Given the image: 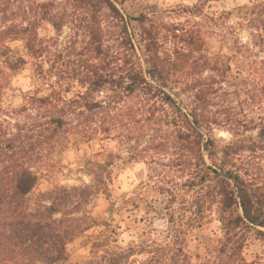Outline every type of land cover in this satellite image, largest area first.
Wrapping results in <instances>:
<instances>
[{"label":"trees","instance_id":"1","mask_svg":"<svg viewBox=\"0 0 264 264\" xmlns=\"http://www.w3.org/2000/svg\"><path fill=\"white\" fill-rule=\"evenodd\" d=\"M71 1L75 9L92 12L91 25L85 26L89 40L78 52L70 51V45L63 50L54 48L57 37L39 38L42 22L51 23L57 35L66 23L49 3H39L36 10L29 7L18 23L4 21L0 26V264H59L67 260V246L77 235L99 226L86 207L95 195H110L112 166L119 155L110 153L104 162L93 163V183L56 186L35 201L30 198L43 174L41 169L55 153L97 137L118 140L130 159L146 160L152 169L162 165L160 174L167 176L166 181L170 174L185 177L181 186L199 193L191 202L196 218L203 219L205 209L217 206L223 232L219 257L228 264H247L243 257L247 234L264 232L260 230L264 228V186L248 167L231 161L240 149L226 145L219 150L214 140L215 126L230 121L217 108L221 95L229 92L219 74L201 75L220 72V60L213 62L197 47L201 38L189 33L184 38L187 49L163 54L145 37L149 40L144 51L147 66L140 67L129 35L122 37L129 48L112 51L103 44L97 13L107 9L112 17L125 21L113 0ZM244 11L253 29V47L264 51V0L245 5ZM123 30L128 33L126 22ZM12 41L23 42L22 53L14 51ZM252 50L248 48L251 56ZM28 58L34 60L39 82L47 84L49 92L24 93L19 105L7 107L3 101L12 77ZM225 68L232 69L229 64ZM65 83L70 89L69 85L63 89ZM75 84L82 90L70 97L64 94ZM176 88L190 97L188 104L176 97ZM261 125L264 137L263 118ZM168 182L172 186L164 190L176 197L179 182ZM169 210L170 221L176 222L174 210ZM116 227L105 223L93 242L92 258L78 264H193L178 230L166 243L124 248L117 244ZM139 251L150 257L134 261Z\"/></svg>","mask_w":264,"mask_h":264},{"label":"rangeland","instance_id":"2","mask_svg":"<svg viewBox=\"0 0 264 264\" xmlns=\"http://www.w3.org/2000/svg\"><path fill=\"white\" fill-rule=\"evenodd\" d=\"M254 1L113 0L125 21L112 17L107 9L97 13L96 19L101 24L104 46L112 51L129 48L130 44L122 41V37L129 35L137 52L135 62L143 68L147 66L145 45L149 43L145 37H149L155 43L152 45H157L162 54L171 53L176 48L187 49L184 41L186 34L201 38L197 47L202 48V52L213 62L220 60L222 66L220 72L207 71L201 76L219 74V79L229 92L221 95L217 104L221 112L230 116V121L223 126H215L213 137L216 145L219 150L226 145L240 149L231 156V161L238 167H248L257 182L264 186V137L260 135L264 119V51L253 47V29L244 11L245 5ZM39 3H49L52 10L66 21L60 35H57L51 23L42 22L38 29L41 41L57 37L54 48L63 50L70 45V51H80L89 40L85 26L91 25L92 12L75 9L71 0H0V26L4 25V21L5 24L20 22L29 7L36 10ZM124 22L127 24L126 34ZM11 46L17 53H22L24 49L22 41H12ZM249 47L255 56H251ZM70 57L75 55L71 54ZM28 60L24 68L12 77L11 88L3 101L7 107L19 105L24 93L38 89L43 94L49 92V86L39 82L34 60ZM226 64L231 66L230 71L225 68ZM49 65L45 63L46 68ZM68 85L70 89L68 83L62 85L63 89H67ZM79 90L82 88L75 84L70 92L64 94L70 97ZM173 93L185 104L189 103L190 97L178 88ZM141 143L145 145L146 141ZM143 145L140 144L139 149ZM110 153L120 156L116 157L112 166L110 195H95L86 207L99 226L77 235L67 246V260L59 264H78L92 258L93 242L105 229V223L117 226V244L121 247L153 245V241L166 243L168 236L171 237L178 230L181 237H185L193 264H228L227 259L220 258L218 254L223 232L216 213L217 206L214 205L211 210L205 209L203 219L196 218V209L191 202L199 193L181 186L185 177L170 174L168 181L179 182L178 190L174 191L176 197H173V193L164 190V187L172 185L166 181L164 173L160 174L162 165H156L155 170L146 160L130 159L129 152L118 140H101L97 137L91 142L72 144L61 154L55 153L53 160L41 169L43 174L30 196L31 200L35 201L56 186L93 183V163L104 162L109 159ZM169 209L174 210L176 222L170 221ZM194 218L198 221H194ZM260 230L264 231V228ZM148 257L150 254L146 251H139L133 259L143 261ZM243 257L247 264H264V232L260 234L252 230L247 234Z\"/></svg>","mask_w":264,"mask_h":264}]
</instances>
